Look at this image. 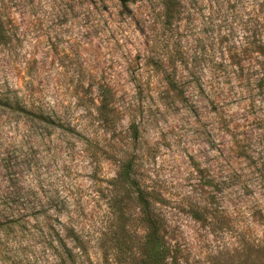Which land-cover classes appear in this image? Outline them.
Wrapping results in <instances>:
<instances>
[{"label": "rangeland", "instance_id": "1", "mask_svg": "<svg viewBox=\"0 0 264 264\" xmlns=\"http://www.w3.org/2000/svg\"><path fill=\"white\" fill-rule=\"evenodd\" d=\"M0 2V264H264V0Z\"/></svg>", "mask_w": 264, "mask_h": 264}, {"label": "trees", "instance_id": "2", "mask_svg": "<svg viewBox=\"0 0 264 264\" xmlns=\"http://www.w3.org/2000/svg\"><path fill=\"white\" fill-rule=\"evenodd\" d=\"M10 8L2 4L0 2V42L3 45L9 44L13 41L15 33H13L11 27V17H10ZM10 29V30H9ZM260 58H261V66L257 71H254V86L258 90H260L262 93L264 91V45L260 47ZM169 86L172 90H178L177 86L173 81H169ZM1 106L10 110H14L16 112H23L25 108L21 109V106H23V102L17 98L9 99L8 97L4 96L1 97ZM10 202L3 200V197L0 195V218L4 221H8L11 224L12 223H21L23 219H9V217H6V210H10L9 207ZM147 217H148V234H147V241L151 247L152 252H156V249H158V242L160 241V234L158 232V228L156 226V223L153 219V215H151L147 211ZM50 222L45 220L44 225H42L45 229L44 235L41 234V237H45L49 243H52L49 239L52 241H56L59 243L60 246H62V250L60 252L61 257L59 258L60 264H72L74 262L73 257L70 255V251H68L67 247L65 246V242L63 237L59 236V232H54L53 230L47 231V226ZM47 231V234L45 233ZM49 238V239H48ZM56 239V240H55Z\"/></svg>", "mask_w": 264, "mask_h": 264}]
</instances>
